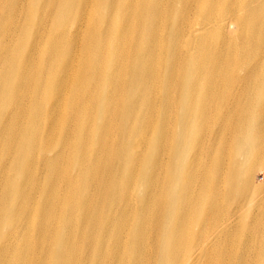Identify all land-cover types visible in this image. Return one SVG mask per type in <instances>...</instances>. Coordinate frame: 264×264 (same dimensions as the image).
Segmentation results:
<instances>
[{
	"label": "bare ground",
	"instance_id": "bare-ground-1",
	"mask_svg": "<svg viewBox=\"0 0 264 264\" xmlns=\"http://www.w3.org/2000/svg\"><path fill=\"white\" fill-rule=\"evenodd\" d=\"M0 264H264V0H0Z\"/></svg>",
	"mask_w": 264,
	"mask_h": 264
}]
</instances>
